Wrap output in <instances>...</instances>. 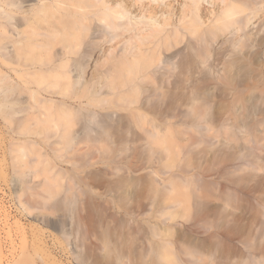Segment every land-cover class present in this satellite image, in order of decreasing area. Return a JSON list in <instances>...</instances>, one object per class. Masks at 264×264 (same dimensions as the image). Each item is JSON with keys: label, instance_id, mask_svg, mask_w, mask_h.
I'll list each match as a JSON object with an SVG mask.
<instances>
[{"label": "rangeland", "instance_id": "1", "mask_svg": "<svg viewBox=\"0 0 264 264\" xmlns=\"http://www.w3.org/2000/svg\"><path fill=\"white\" fill-rule=\"evenodd\" d=\"M240 34L236 46L232 34L213 43L207 63L187 60L195 47L184 43L177 82L140 87L132 106L39 90L81 108L71 146L53 127L40 135L37 103L11 71L18 90L0 89V264H264V9ZM92 41L98 61L109 45ZM85 65L79 90L98 78ZM137 109L168 145L135 127ZM31 118L37 135L22 134Z\"/></svg>", "mask_w": 264, "mask_h": 264}, {"label": "bare ground", "instance_id": "2", "mask_svg": "<svg viewBox=\"0 0 264 264\" xmlns=\"http://www.w3.org/2000/svg\"><path fill=\"white\" fill-rule=\"evenodd\" d=\"M263 4L264 0H0V18L7 20L0 23V44L5 51L2 66L10 70L0 71V89L14 95L18 87L11 71L21 74L25 90L37 103L29 106L38 127L60 130L56 144H61V139L67 141L65 146H71L75 140L71 125L78 122L75 113L80 117L81 108L78 110L65 101L57 105L55 100L41 97L39 90L54 88L52 93L59 88L57 94L65 99H87L83 101L86 106L138 104L134 98L140 87L171 86L177 82L178 67L171 66L181 45L195 47L187 60L198 58L207 63L214 54L216 61L213 43L232 34L231 43L236 46L242 38L240 32L262 13ZM92 29L95 32L89 38ZM92 38H100L109 45L98 61L95 52L101 42H93ZM86 58L89 63L96 62L94 71L98 78L90 87L86 83L79 90L88 67ZM30 84L38 89L30 90L26 87ZM97 84L100 88L91 90ZM103 90L111 98L94 96ZM140 111L130 112L135 127L147 131L157 144H167V137L160 135V127ZM31 120L21 125L22 134L37 135V124L34 121L33 125ZM39 129L43 135L42 127ZM45 131V135L50 134ZM93 140V144L99 142L97 137ZM21 153L23 158L27 156V152Z\"/></svg>", "mask_w": 264, "mask_h": 264}]
</instances>
